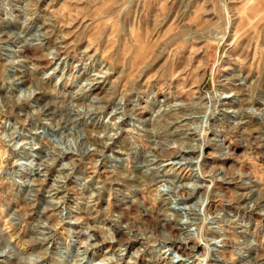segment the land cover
<instances>
[{"label": "rangeland", "instance_id": "rangeland-1", "mask_svg": "<svg viewBox=\"0 0 264 264\" xmlns=\"http://www.w3.org/2000/svg\"><path fill=\"white\" fill-rule=\"evenodd\" d=\"M0 109V264H264V0H0Z\"/></svg>", "mask_w": 264, "mask_h": 264}, {"label": "bare ground", "instance_id": "bare-ground-1", "mask_svg": "<svg viewBox=\"0 0 264 264\" xmlns=\"http://www.w3.org/2000/svg\"><path fill=\"white\" fill-rule=\"evenodd\" d=\"M221 41H223V39ZM45 75L46 76H48V75L51 76L52 72H47V73L44 74V76ZM1 106H2V104H1ZM1 108H3V107H1ZM2 114H5V113L0 109V119L3 116ZM103 119H102L101 128L105 129V128L111 126V125H108L107 123H105L104 122L105 120L103 121ZM115 124H116V122L113 125L116 126ZM32 140H34L37 145H40L41 147H43L41 140H39V138L37 136H34L32 138ZM1 141H2V139H1ZM3 141H4V139H3ZM199 152L200 153L198 154L197 159L195 161H192V162L188 163L186 166L183 165L184 169H186V170L188 169L189 172H190L189 173L190 181L188 183H183V184H181V182H180V185L179 184L178 185L181 186L184 189H187L188 192H189V194H188V196L186 198L179 197V200H180L182 205L187 204L186 201L191 199V196H193L192 200H194V207H193L194 208V210H193L194 211V216L189 213V212H191L190 208H184L183 212L187 216L195 217L194 219L190 218V221L194 222L195 225L197 224V226H199V228L201 229V226H203L204 224H206L208 222V218L206 216V206H207V204L209 202L208 201L209 198H208V194H201V193L199 194L198 193V189L201 188V186L203 187V185H202L203 176L201 174L200 162L197 161L198 159H201L202 152H201V150H199ZM152 165H155V163H152ZM178 165H179L178 163H172V162H171V164H168L166 166L165 165H162V166L157 165V167L155 169H153L154 170V173H153L154 176L153 177L157 176V177H159V179L162 180V178H163V180L166 179L168 182H171V183H174V181L177 180L176 183H179V181L177 179V176L175 175V169H174V167H177ZM173 192H174V190H173ZM174 195L176 196V192L174 193ZM178 215L179 216L181 215V211L176 213V216H178ZM209 231H210V234H211V237H212L211 242H213V243H212V245L207 244V251H208L207 256L204 259H202V260L197 259V260H195V261H193L191 263H186V264H196V263L200 264L201 262H204L203 264H208V263L216 264V263H219V260H218V257H217L218 250H217L216 243H217V239L219 237H221V235L219 234L220 230L218 231V229H217V230H209ZM10 238H12V237H10ZM6 254L7 253H5V251H1L0 250V259L2 258V260H6V261L10 262L11 257L7 256ZM163 255H165V257L162 258L161 261L164 262L165 264H183V263L185 264V262H187V260H182V259L180 261H178V262H174V257L172 256V252L169 249H166L164 251ZM2 260H0V261H2ZM63 263H64L63 256H60V264H63Z\"/></svg>", "mask_w": 264, "mask_h": 264}]
</instances>
